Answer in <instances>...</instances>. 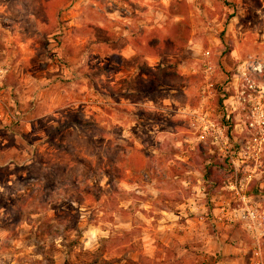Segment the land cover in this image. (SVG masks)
<instances>
[{"label": "rangeland", "instance_id": "rangeland-1", "mask_svg": "<svg viewBox=\"0 0 264 264\" xmlns=\"http://www.w3.org/2000/svg\"><path fill=\"white\" fill-rule=\"evenodd\" d=\"M0 264H264V0H0Z\"/></svg>", "mask_w": 264, "mask_h": 264}, {"label": "crops", "instance_id": "crops-1", "mask_svg": "<svg viewBox=\"0 0 264 264\" xmlns=\"http://www.w3.org/2000/svg\"><path fill=\"white\" fill-rule=\"evenodd\" d=\"M224 219H226V220H230V219H227V218H224ZM248 235L251 237H253L254 238V233L252 234V231H248ZM251 234V235H250ZM247 235V236H248ZM257 240V239H256ZM233 247H232V252H233V254H238L237 252H238V249L240 248L239 246L241 245V244H239L238 243V241L237 240H234L233 242ZM217 246H218V249L220 250L221 249V247H223V246H220V245H218V244H216ZM225 246H226V244H225ZM234 250V251H233Z\"/></svg>", "mask_w": 264, "mask_h": 264}]
</instances>
